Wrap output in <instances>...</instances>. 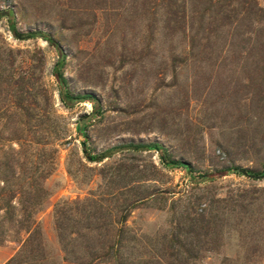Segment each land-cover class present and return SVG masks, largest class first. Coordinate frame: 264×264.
Instances as JSON below:
<instances>
[{
    "label": "rangeland",
    "instance_id": "1",
    "mask_svg": "<svg viewBox=\"0 0 264 264\" xmlns=\"http://www.w3.org/2000/svg\"><path fill=\"white\" fill-rule=\"evenodd\" d=\"M81 1L0 0V264H264V23L172 34L167 1Z\"/></svg>",
    "mask_w": 264,
    "mask_h": 264
},
{
    "label": "trees",
    "instance_id": "2",
    "mask_svg": "<svg viewBox=\"0 0 264 264\" xmlns=\"http://www.w3.org/2000/svg\"><path fill=\"white\" fill-rule=\"evenodd\" d=\"M72 2V6L76 7L78 4H83L81 0H70ZM90 2H94L92 0H86ZM99 3L107 2V0H96ZM162 2H168L169 4L175 5L176 9H170L166 13V17L164 20V28L170 31L172 34L175 33V31H183L189 28L190 30L195 29L196 24H198V28L202 27L203 24H207L208 31H211L210 26L214 23H217L219 21V24H217V28L219 29L218 32L223 31L226 29V27H234V28H243L246 24V21L250 22V25L252 24H261L264 23V8L260 5L258 0H181L180 4H177L178 0H160ZM104 6V5H99ZM76 9V8H75ZM74 9V10H75ZM127 11V8L124 9ZM2 14H7L3 12ZM117 16V14H115ZM69 16V19L72 21H75L76 16L73 12H71ZM118 17H122V13H118ZM68 18V17H66ZM10 29L15 34L16 37L20 36V33L18 32L15 23L13 21V18L10 17ZM116 23V22H115ZM117 26V23L114 27ZM197 29V28H196ZM241 30V29H240ZM214 32V30H213ZM199 30L196 31L194 35H190V55L194 53L195 50V42L197 39L201 40L202 38L199 37ZM244 32H237V36ZM33 34H39L44 39L49 41L50 43L57 45V42L54 40L53 37L46 34L43 31H38L37 33ZM235 36V35H233ZM253 38L250 37V40ZM261 37L258 36L256 38V42L254 46H257L260 42ZM243 40V39H242ZM58 48L60 49V59L55 65L54 74L57 77L59 84L61 86L60 95L62 97V100L69 106H73L75 102L84 101L86 99L93 100L94 101V109L92 112V115L90 114L87 118L90 120L93 115H96L99 111V105L100 101L98 98L90 93L87 94H80V95H74L70 93L66 89V78L64 77L61 68L63 64L65 63V53L63 51V48L58 44ZM193 57V55H192ZM87 125V124H86ZM86 125L84 127H86ZM81 131H83V128H79ZM84 132V131H83ZM82 132V133H83ZM159 150V152H162L161 147L156 146ZM87 150V149H86ZM110 151L108 152V154ZM89 154V153H87ZM101 155L99 159L103 160L106 157H109L110 155ZM90 157V160H96L97 157L95 155H88ZM163 162L166 164H172L173 161H169L165 158V153L163 152L161 154ZM176 164L183 165L186 167L188 171H192L191 165L189 162L182 160L181 162H178ZM235 172L237 173H243L247 172V170L238 169ZM228 174V173H225ZM203 179H212L214 178L213 174H205L202 175ZM246 197L242 199V201L238 204V206H241L243 209L246 208L244 203L246 202ZM138 202H133L132 205L135 206V204ZM211 209V208H210ZM205 210V211H204ZM201 213L199 212L198 215L196 214L192 226L199 227L200 229H206L205 232H211L213 231L212 226L214 223L215 215L209 214L207 215V209H204ZM196 212V210H195ZM190 216V215H189ZM194 230L190 228L188 232H193ZM212 233V232H211ZM210 233V234H211ZM99 260L102 258L98 257ZM102 262V261H101ZM117 264H122L121 259H117Z\"/></svg>",
    "mask_w": 264,
    "mask_h": 264
}]
</instances>
